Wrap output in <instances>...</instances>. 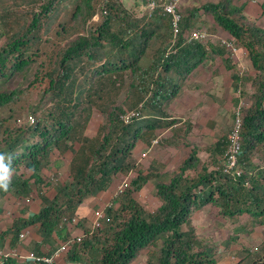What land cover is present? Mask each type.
<instances>
[{"label": "trees", "instance_id": "1", "mask_svg": "<svg viewBox=\"0 0 264 264\" xmlns=\"http://www.w3.org/2000/svg\"><path fill=\"white\" fill-rule=\"evenodd\" d=\"M7 1L0 0V111L22 108L28 96L36 93L41 101L32 111L43 112L33 124L27 122L29 115L20 123L21 115L9 113L0 118V156L10 170L7 189L0 187V216L5 214V204L28 199L34 187L41 205L28 217H23L25 209H19V216L0 232V251L4 253L0 264L23 263L11 250L22 242L21 235L29 227L37 228L42 243L50 247L43 253L38 246L34 253L52 256L62 245H69L64 256L68 264H132L143 252L147 254L146 264H218L229 254L235 257L232 264H241L245 247L235 250L237 253L232 249L218 251L219 245L213 240L198 236L192 216L193 211L205 206L217 207L218 215L235 225L230 234L234 242L249 229L264 230V167L257 166L254 158L264 149V28L248 21L245 4L235 6L231 0H222L202 6L234 42L239 41L238 45L247 50L253 68L260 72L251 105L240 111L239 164L243 174L235 178L220 169L228 134L209 146L210 158L204 160L198 147L187 140L190 127L179 125L170 114L171 104L191 72L212 54L227 55L223 45L211 46L209 51L201 41L186 39L184 31L191 26L192 17L183 16L181 31L171 45L174 30L165 3L148 0L154 5L148 4L149 12L137 19L119 0H109L102 13L104 21L87 26V35L73 38L78 33L77 24L84 28L94 20L98 0H41L39 11L25 13L18 9L25 0ZM199 10L194 9L191 15ZM261 10L264 15V0ZM62 11L67 16L59 21ZM53 33L64 41L48 53L51 39L47 35ZM146 57L149 61L145 65ZM82 59L96 66H81ZM128 72L131 78L127 82L123 78ZM79 76L86 81L90 76L91 83L96 80L95 90L92 84L89 88L86 83L78 84ZM232 79L238 90L242 77L235 73ZM108 84L116 92L125 88V101L111 105L106 124L89 138L84 133L90 107ZM47 97L53 103L50 107V102L44 101ZM146 98L152 101L149 106L142 102ZM132 110L140 114L125 123L122 116ZM13 118L18 122L15 127ZM166 129L172 130L169 146L191 148L176 170L172 175L165 173V180H156L155 173L138 169L115 201L101 209L98 228L90 232L84 220H78L76 228L85 230L77 241L79 233L73 236L71 225L84 201L107 191L119 173L134 169L129 158L138 141L150 147L154 140L161 142L157 134ZM55 148L64 155L71 153V180L54 186L55 195L50 198L39 188L44 183L42 171L50 164ZM149 183L154 185L153 194L159 202L152 211L133 197ZM94 215L92 219L86 217L89 222L97 218ZM5 242L9 252L3 250ZM261 249L262 245L257 246V254ZM257 254L252 264H264V252Z\"/></svg>", "mask_w": 264, "mask_h": 264}, {"label": "rangeland", "instance_id": "2", "mask_svg": "<svg viewBox=\"0 0 264 264\" xmlns=\"http://www.w3.org/2000/svg\"><path fill=\"white\" fill-rule=\"evenodd\" d=\"M40 1L41 0H38V1H36V3H33V2H31V0H25V2L21 3V5H19L18 9H21V11H23V13H25L26 11H30V10L39 11V6H40L39 4H41ZM119 1L122 4L123 8L131 16H133L134 18H137V19L141 18L143 16V14L149 12L147 10V8H148V4L151 2L148 0H119ZM147 1H148V3H147ZM152 1H157L158 3L167 4V3H169L170 0H152ZM186 1H189V4L185 3V0H171V2H176V9H177V12L181 15V21H182L183 16L185 18H191L192 17L191 26L189 28H187L188 29L187 31H184V35H187L189 32H191L195 29L206 30L207 34H205L206 37L202 40V44L207 49H209V51L211 49L210 48L211 46H222L223 45L227 49V55H225L224 57H228L229 61L226 62V60L224 59L223 56L217 55V54H212V55L208 56L204 60V62L198 66L199 70L195 71L197 68L194 69L191 72V74L187 77V79L183 81L182 86L185 85V83H186L185 88H187L188 87L187 84L190 83L191 78L195 81L198 79H202L201 76H205L206 74H208L211 71H215L217 69L220 70V68L225 69L224 70L225 75L227 77V80L229 81V84H228L229 89L225 88L223 93H225L224 96H227L228 98H230V100L236 105V107L232 108L231 117L228 120V122H232V117H233V124L231 125L228 132L226 133V135L227 134L229 135L230 131L232 130V128L235 125L234 120H235V122L238 119L241 121L240 111L244 108L249 107L252 103L251 99L255 96V92H257V90H258L257 86L255 85L256 77L260 74V72L253 68V65H252V62L248 56L247 50L244 47L238 45L239 41L234 42L233 37L231 35H229L225 30H223L220 26H218L215 23L212 15L210 13L205 12L202 9L203 5L210 3V2H216V0H186ZM217 1L219 2L222 0H217ZM231 1L233 2V4L235 6H239L245 0H231ZM7 3L11 4L12 1L11 0L7 1ZM151 4H153V3H151ZM151 4H149V7H151L150 6ZM103 5H104V0H98L97 4L95 3L96 10H95V15H94V20L88 21L87 25L84 28L81 27L80 24H77L76 28H77L78 33L73 35L72 36L73 38L76 37L77 35H87L89 30H90L89 27H91L92 24H93V26H95V25L101 24L104 21L105 16H103V14H102ZM194 9H201V10H199V12H197V14L191 15V12ZM246 10H247V8L245 9V11ZM245 11H244V14L247 17L248 21H251L255 25L264 28V15L262 14L261 9H260V12L258 14L259 16L256 17L255 19L249 17L251 15L249 14V16H248ZM65 16H67V15H65L64 11H62L60 14L59 21L63 20V18ZM89 25H91V26H89ZM55 26H56V23H55L54 27ZM71 26H73V25H71ZM87 26H89V27L87 28ZM16 30H17V28L14 29V31H16ZM47 37H49L51 39V42L48 44V53H50L51 49L59 48V46H61L63 44L64 40L59 39V36L55 35L54 33L47 35ZM47 37H44V38H47ZM175 40H176L175 38L171 37V42H170L171 45H172V43L174 44V42H176ZM1 44H2V41H0V45ZM233 49H235L236 51H233ZM45 60H46V58H45ZM81 61H82L81 64L79 61H77V67L79 64L81 66H85L87 68H92L93 66H96L93 64L90 65V64L86 63V59H82ZM148 61H149V59H147V57H146L143 60V64L146 65L148 63ZM230 64L232 66L227 67V65H230ZM87 68H85V70H87ZM212 68H214V69H212ZM235 73H238L240 75V77H242V79L240 80V82L238 84V87H239L238 90H237V88H235V84L233 83V79H232V76ZM130 78H131L130 73L128 72L127 75L123 79H125L128 82L130 80ZM81 83H86L87 88H89L92 84V89L95 90L93 85L96 83V80H94V83H91V77L90 76L87 77V81L82 76H79V83L78 84H81ZM211 83H212V81H210V80L205 82V84H208V85H210ZM194 84L195 83H193L192 85H189V86L196 88V86ZM111 86L112 85H109L105 89V91L102 90L101 92H99V96L97 95L94 98L95 103H94L93 107H90L92 105L89 104V107H90L89 122H88L87 128L85 129V133H84L89 138H94L97 134V130L100 127V125L106 124V112L110 109L111 105L119 104V103H122L125 101L126 89L121 87L122 89L120 88V91L116 92L115 87H111ZM209 100H210V103L208 106H210V107L218 106L215 103V100H212L210 98H209ZM40 101H41L40 95L36 94V93H32V94H30V96H28V100L26 102H24V106L22 108L13 107V109L11 111H9V109L0 111V118L7 117L8 114L11 113V114H14L15 117L18 115H21L19 117L23 120L22 122H26L27 115H33L34 119H36L37 117H39L41 115V113L43 111L34 113L32 111V107H35L37 104H39ZM44 101L48 102L49 101L48 97L45 98ZM142 102L145 103V106H149V104H151L152 101L146 98V99H143ZM51 103L52 102L48 103V107L53 105V103L52 104ZM84 103L86 104L87 100H85ZM106 104H110V105L107 106V108L106 107L104 108V106ZM172 104H171V106H172ZM234 104L232 106H234ZM174 105H176L175 102L173 104V107H174ZM15 109H17V110H15ZM221 109L223 110L224 107ZM47 112H48V110L44 111L45 114H47ZM11 123L14 127L18 125L17 120L14 122V118L11 120ZM220 128H222V127H220ZM171 135H172V132L171 133L169 132L167 134V139ZM2 138H3V136L0 135V141L2 140ZM77 144H76V146L79 147V144L78 145ZM159 144L160 143H158V145ZM142 145H143V143L138 141L136 148L133 150V152L131 153L132 155L129 158V161H132V163L135 164L134 169L130 170L129 172L119 173L117 176H115L111 186L106 191V194H103V192H102L95 197V199H94L95 202L100 201V204L97 206V208L89 206V211L86 215H80L79 214V216L84 220L85 225H91L92 224L91 222H89V219H87L86 217H91V219H92V217L94 215V211L96 209L99 210L100 208H103L107 205H111L112 202L115 201L116 196L119 194V189H124L126 187V185H125L124 188H121L125 182H130L131 178L136 176V171L138 169H142L143 171L155 173L156 174L155 177H157L156 180L157 179L159 180V177H160V179L165 180L163 178L167 177V175H165V173L167 174V171H164L163 173H159L158 171H156V168L158 167L157 164H155L152 167V169L149 171L147 170V168H144L146 162L144 161L142 163L143 153L140 151V147ZM50 158H51L50 164L47 167H45L42 171L44 183H43V186H42V184L40 185L39 190L42 191L43 194H45L51 198L55 195L54 186H57L58 184L66 183V182L71 180V175H70L71 170L69 168V162L72 158V155L70 152H67L64 155V154H62V152L58 151L55 148L53 153H51ZM254 158H255V163L257 166H259L261 168L264 167V149L262 151L256 152ZM159 168H161V167H159ZM211 168L213 169L214 167L211 166ZM161 170L162 169H160V171ZM168 173H169V175H172L171 172H168ZM157 174H159V175H157ZM154 178L152 180H155ZM166 181H167V179H166ZM153 186L149 183L148 186L145 187V189L141 193H134V195H133V197L137 201H139L141 204H143L145 206V208L149 209L150 211L156 209L159 205L158 200L154 197V194H153V192H154ZM117 192H118V194H117ZM92 198H90V199H92ZM18 202H19V200H17L15 202V205H17ZM40 202L41 201H40L39 193L34 187L33 188V194L29 197V200L23 199L22 201H20L21 204L19 207H17V209L23 208V210L25 209V211L29 212V213L37 212L39 210ZM84 203H85V201H84ZM31 205H33V206H31ZM115 207H119V209L121 210V206L119 204H117ZM218 212H219V209L217 207H212L211 205L203 207L202 210L198 209V210L193 211L192 221H193V225L197 231L198 236L204 240H213L214 243L219 245L218 249H220V251L223 250L224 247L227 248L228 250H231L233 248L238 250V248L245 247L247 249V253L243 256L244 260L241 262V264H252V260L254 259V257L257 254V252H256L257 246L262 245V247H264V242H263L264 241V234L262 233L260 235V237H257V235H256V234L261 233L262 228L258 227L257 229H255V231L257 233L255 231L253 232L252 229H249L248 231H246L247 233L242 234L240 236V240H238V242H234L229 236H230V234H232L233 227L235 225L232 223L231 220L220 217L218 215ZM25 215H27V214L25 213L24 216ZM95 215H96V212H95ZM0 222H2V221H0ZM0 226H2V224H0ZM32 229L33 228H31V230ZM76 232L75 233L73 232V235H75ZM80 232H77V233H80ZM29 234L27 236H29ZM228 240L230 242H227L224 245V243ZM261 250L262 251L258 254H261L262 252H264V249H261ZM232 252L237 253L236 251H233V250H232ZM229 255H228V257H229ZM61 256H64L63 252L61 253ZM228 257H226L227 259H225V257H224V259H223L224 261H221L222 264H232L233 262H235L234 257L233 258H232V256L229 258ZM146 259H147V254L145 252H143L142 254L139 255L137 260H135L132 264H145ZM66 264H68V263H66Z\"/></svg>", "mask_w": 264, "mask_h": 264}, {"label": "crops", "instance_id": "3", "mask_svg": "<svg viewBox=\"0 0 264 264\" xmlns=\"http://www.w3.org/2000/svg\"><path fill=\"white\" fill-rule=\"evenodd\" d=\"M216 2L218 1L216 0ZM262 2L263 0L262 1L245 0L243 3L247 8V10L245 11L246 14L248 16L250 14L251 16L249 17L253 19L258 17ZM185 3L189 4V1L185 0ZM198 70L199 67H197L195 71ZM224 70L225 69L220 68V70L217 69L215 71H211L205 76H201L202 79H198L195 81L191 78L190 83L187 84L188 86L187 88H185L186 83L185 85L181 86V90L179 91V94L174 101L176 105H174L173 107L174 104L173 102L170 108L171 117L177 118L180 121L179 125L185 124L190 127L191 131L187 137V140L192 146L195 145L198 147L199 155L202 159L209 158V154L207 151L209 146L212 143L218 141L219 138H221L223 135H225L228 132L231 125L233 124V117H232V122H228V120L231 117L232 108H233L232 105L234 103L230 100V98L224 96L225 93H223L225 88L229 89L228 87L229 81L227 80ZM208 80L212 81L210 85L205 84V82H207ZM193 83H195L194 85L196 86V88L189 86L192 85ZM209 98L215 100V103L218 106H214V107L208 106L210 103ZM222 106L224 107L223 110L221 109L223 108ZM169 132L171 133L172 130L166 129L158 132L157 135L159 134L161 135V136L159 135L161 138L160 140L161 142H158L160 143L159 145L158 143H154L150 147H147L145 145H142L140 147V151L143 153L142 155L143 159L141 158L142 163L144 161L146 162L144 168H147L148 171L151 170L155 164H157L158 167L156 168V171L161 173H163L164 171H167V173L168 172L172 173L174 170H176L178 165L191 150V148L185 146L180 148L169 146L167 140V134ZM160 169L162 170L160 171ZM103 194H106V192H104ZM95 197L96 196H94L92 199L85 201V203L80 207L78 211L80 215H86L89 211V206L97 208V206L100 204V201L95 202L94 201ZM20 204L21 203L18 202L17 205H13V204H9L10 206L8 204L4 205V209L6 211L4 215L0 216V221H2L0 222V224H2V226H0V232L5 230L6 227L12 223L15 217L19 216L20 211L19 209H17V207H19ZM25 213L27 215L25 216L23 215V217H28L29 212H25ZM31 228L33 229L31 230ZM26 231L30 233L29 236H26L25 239L22 240L21 243H19L18 247L15 248V250H11V252H13L12 255L19 258V260L23 262L22 264H26L24 262L28 261L27 259L28 254L31 251L36 250L38 246L40 247L39 248L40 251H42L43 253L47 252V250L49 251L50 249L48 245L42 243L41 241L42 238L38 234L37 228L29 227ZM262 233L264 234V230H261V233L256 234L257 237H260ZM6 241H8V239ZM36 243L39 244L36 245ZM52 243L53 245H57L56 244L57 242L55 241H52ZM3 248L5 252H9L8 250L10 248L7 242L3 244ZM226 249L227 248L224 247L223 250L220 251L219 249L218 251L224 252L226 251ZM232 250L235 251L236 249L233 248ZM226 257H228V255L225 256V259H227ZM229 257H231V255H229ZM1 259L2 257L0 256V263H1ZM223 259L224 258H222L218 262V264H222L221 261H224ZM29 264L32 263L30 262ZM54 264H66V262L62 257H59L55 259Z\"/></svg>", "mask_w": 264, "mask_h": 264}, {"label": "built area", "instance_id": "4", "mask_svg": "<svg viewBox=\"0 0 264 264\" xmlns=\"http://www.w3.org/2000/svg\"><path fill=\"white\" fill-rule=\"evenodd\" d=\"M106 2L108 0H104L103 10L105 8ZM151 4L150 6H153ZM165 11L172 16V25L174 30V35L176 36L180 32V22H181V15L177 12L176 9V2H170L167 5H165ZM105 13V10H104ZM205 33L201 31H195L191 34V38H199L204 37ZM233 51H236L233 49ZM140 114L139 111L133 110L127 112L125 115L122 116V119L125 121V123H129L132 119L136 118ZM18 122H22L21 120H18ZM27 122L33 124L35 122V119L33 115H29ZM240 131H241V121L238 119L235 122L234 127L230 131L228 135V147L225 152V154L222 157L221 166L220 169L223 171V173L231 174L235 178L240 177L243 174V169L239 164V155L241 153V137H240ZM154 143H157V141H154ZM103 216L102 213L97 214V218H101ZM76 222V220H75ZM74 222V223H75ZM96 225L98 223L96 222ZM22 237L25 236L23 233L21 235ZM66 249V246H62L59 250L60 252H64ZM27 259L31 260L33 264H52L54 262L53 257L48 256H38L34 252H30L27 256Z\"/></svg>", "mask_w": 264, "mask_h": 264}, {"label": "clouds", "instance_id": "5", "mask_svg": "<svg viewBox=\"0 0 264 264\" xmlns=\"http://www.w3.org/2000/svg\"><path fill=\"white\" fill-rule=\"evenodd\" d=\"M109 1V0H108ZM107 3V2H106ZM166 5V4H165ZM166 12V11H165ZM102 13H104V10H102ZM167 13V12H166ZM105 14V13H104ZM168 15H170V14H168ZM173 26V25H172ZM180 28V27H179ZM180 31H181V29H180ZM195 31H201V32H204L205 34H207V31L206 30H200V29H195V30H193V31H191V32H189L187 35H186V39L188 40V41H194V40H197V41H201L202 42V40L206 37V35L204 36V37H199V38H191V34L193 33V32H195ZM180 33V32H179ZM178 35V34H177ZM176 35V36H177ZM175 35H174V32H173V38H175L176 37ZM176 43V42H175ZM133 111V110H132ZM140 112V111H139ZM234 123H235V120H234ZM154 141H157V143L159 142L158 140H154ZM154 141H153V143H152V145L154 144ZM227 150V149H226ZM214 168H218L217 166H215ZM242 176V175H241ZM9 177H10V170H9V167L7 166V165H5V163H4V157L3 156H0V187H4L5 189H7V183H8V180H9ZM238 178V177H237ZM128 184H129V182H125L123 185H122V187L121 188H124V186L126 185V187L128 186ZM125 187V188H126ZM124 188V189H125ZM122 190L123 189H119V194L122 192ZM106 192V191H105ZM117 194H118V192H117ZM27 200V199H26ZM28 200H29V197H28ZM20 202V201H19ZM101 209H103V208H100L99 210H97L96 211V215L98 214V213H102L103 214V212L101 211ZM103 217V216H102ZM101 217V218H102ZM79 219H82L80 216H78V218H75L74 220H73V223H72V225H71V228H72V232H76L77 230V232H80L81 230H85V229H90V232H92V231H94L96 228H98V226H99V222H98V219H100V218H96L95 220H93V222H92V224L91 225H85V229H78V228H76L77 227V222H78V220ZM75 220H76V222H75ZM75 222V223H74ZM96 222L98 223V225H96ZM76 232V234L75 235H73V236H76L78 233ZM81 233H83L82 231L79 233V237L77 238V241H81ZM24 234H25V236L24 237H22L21 236V238H22V240H24V238L29 234V232L28 231H25L24 232ZM62 246H66V249H65V251L63 252L64 253V256H65V252L68 250V247H69V245H62ZM61 246V247H62ZM61 247H59L58 249H57V251L55 252V254L54 255H52V256H49V255H38V256H48V257H53L54 258V261H55V259L56 258H59V257H62L63 259H64V256H61V253L62 252H60L59 250L61 249ZM31 252H33V251H31ZM15 253V252H14ZM2 254H4V253H2L1 251H0V255L2 256ZM36 254V253H35ZM37 255V254H36ZM28 261H30L32 264H33V262L31 261V260H29L28 259ZM52 264H54V262L52 263Z\"/></svg>", "mask_w": 264, "mask_h": 264}]
</instances>
